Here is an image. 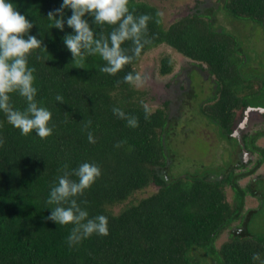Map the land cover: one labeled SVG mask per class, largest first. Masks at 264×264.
<instances>
[{"label": "trees", "instance_id": "16d2710c", "mask_svg": "<svg viewBox=\"0 0 264 264\" xmlns=\"http://www.w3.org/2000/svg\"><path fill=\"white\" fill-rule=\"evenodd\" d=\"M217 3L165 27L143 0H0V264H264V221L251 227L264 180L239 184L264 163L262 133L242 139L260 154L249 170L169 175V103L152 111L134 87L141 58L167 46L214 81L202 114L224 144L239 111L264 110L228 31L264 30V0ZM173 67L163 55L157 72Z\"/></svg>", "mask_w": 264, "mask_h": 264}, {"label": "rangeland", "instance_id": "374dc122", "mask_svg": "<svg viewBox=\"0 0 264 264\" xmlns=\"http://www.w3.org/2000/svg\"><path fill=\"white\" fill-rule=\"evenodd\" d=\"M146 3L154 6L159 11L163 25L169 26L171 23L180 19L192 10V8L203 0H143ZM212 6H218L217 0H207ZM219 22L224 24L228 21L220 13ZM232 28V29H230ZM234 35L239 48L242 51V58L244 55H249V60H252L255 70L249 69L246 73L247 76L254 80L252 84L255 87H259L257 80L262 78L264 80V30L261 28H255L250 22L248 24H242L241 22H234L230 25L228 30ZM168 55L174 62L173 70L166 76H159L158 74V62L161 56ZM194 64L188 59L184 58L180 54L176 53L167 46H159L153 51L148 52L143 56L136 68L137 77L134 82V87L139 92L143 93V98L146 100V106L152 111L157 108H163L166 102L169 103L167 111L171 114L172 129L167 132L165 137L166 143V168L165 172L169 175L183 177V174L187 172H199V175L206 176L213 172L217 174L224 170L232 163L233 167H238V161H233L232 154L233 149L236 148V144L232 139L225 141V144L219 139L221 137L218 127L212 122L208 121L202 114L208 100L214 96L215 88L212 78L203 72V78L200 73L192 71L190 77L193 83L190 91L184 101L180 102L182 98L180 94H177V88L184 87L182 79L178 77L182 69H187L189 65ZM210 78V79H209ZM208 79V80H207ZM256 79V80H255ZM264 92V90H263ZM257 99L260 96L257 95ZM264 101V99H263ZM241 113V111H240ZM237 113L236 117H240L241 114ZM250 115V116H249ZM249 118L245 119V129L239 130L238 135L243 134L253 135L255 132L264 131V121L261 115L258 113L248 114ZM235 117V118H236ZM237 122L242 120L237 119ZM216 127V128H215ZM258 141V140H257ZM260 141L258 144H264ZM259 146V145H258ZM258 155L252 154L247 157L246 164L242 162V168H236V172L249 170L254 166V162L257 160ZM241 164V163H240ZM239 164V166H240ZM233 169V168H231ZM264 172V171H262ZM264 174V173H262ZM259 175L253 174L250 177L239 180L241 187H245L249 182L258 178ZM264 179V178H263ZM260 186H263V182H259ZM157 187L151 184L147 189L137 193L135 200L147 197L156 191ZM228 201L231 202L233 192L229 187L225 188ZM254 192V190H253ZM257 196V193H255ZM264 195V194H262ZM259 197L246 196L245 206L246 211H251L258 206ZM262 210L259 212L258 217L251 224H262L264 221V197L262 199ZM121 206L114 207V212H118ZM241 225L239 222L233 224L231 230L224 232L217 240L216 247L222 242L227 240L231 233L236 230L240 231ZM258 230V226L254 227ZM199 264H208L201 262Z\"/></svg>", "mask_w": 264, "mask_h": 264}, {"label": "flooded vegetation", "instance_id": "af4514ba", "mask_svg": "<svg viewBox=\"0 0 264 264\" xmlns=\"http://www.w3.org/2000/svg\"><path fill=\"white\" fill-rule=\"evenodd\" d=\"M192 71H196V72L200 73L202 78L204 77L203 76V72H201L199 70V68H197V66L195 64H191V65H189V67L187 69H182L181 70L180 75L178 77L180 78V80L182 79V82L184 83V87L183 88L178 87L176 89L177 90V94H180L181 97H182L180 99V102L186 100L187 98H185V96H187V94L189 92H191L190 88H191V86H193L192 85L193 80H192V78L189 75H190V73H192ZM238 113H240V111ZM250 113H258V114H260L262 120L264 121V119H263L264 110L262 108H251V107H248V108L244 109L243 111H241V113H240L241 116L239 118L238 117L234 118V120H233V122L231 124L232 125L231 129H230L231 133L229 134V137L232 138L233 140H235L236 145H237V147L234 148V150H232L233 151L232 159H233V161H238V164H236L238 167H239L240 163H241L240 167L244 166V165H242V162H244L246 164L247 163L246 162L247 157L253 154V152L251 150H248V148L245 147V142H243V140H242L244 137H248L249 138L251 136H256L258 133H262V136L258 137V139H257L258 141L257 140L255 141V145L258 147V150L264 151V144H261V145L258 144L260 141H263L262 143H264V131H259L258 130L253 135H249V134H243L242 136L238 135L239 130L245 129V127H244L245 123H246L245 119L249 118L250 115L248 116V114H250ZM237 119H240L242 121L237 122L238 121ZM248 142H249V140L246 141V145L247 144L250 145ZM254 154H257L258 158L260 157L259 153H254ZM262 171H264V163L260 167H258V169L255 171V173H253V174H256V175H259V176L255 180L253 179L252 182L253 181H259V180H264L263 179L264 178V174H262L264 172H262ZM220 178H222V176H220ZM247 196H250V195H247Z\"/></svg>", "mask_w": 264, "mask_h": 264}]
</instances>
